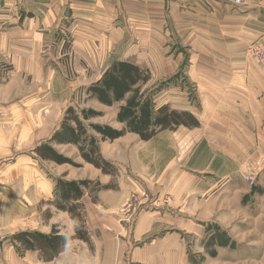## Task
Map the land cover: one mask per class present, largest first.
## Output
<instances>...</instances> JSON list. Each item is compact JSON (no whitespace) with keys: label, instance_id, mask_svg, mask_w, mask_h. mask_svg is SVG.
<instances>
[{"label":"crops","instance_id":"0c3cea01","mask_svg":"<svg viewBox=\"0 0 264 264\" xmlns=\"http://www.w3.org/2000/svg\"><path fill=\"white\" fill-rule=\"evenodd\" d=\"M251 44L264 50V0L242 6L222 0H0V183H21L20 197L32 203L46 199L52 182L38 173L33 150L55 131L60 76L67 89L88 88L114 62H127L149 73L145 86H169L152 101L154 111L187 112L199 125L159 131L148 141L132 133L100 141L102 158L119 172L120 191H104L96 204L83 196L87 241L75 240L83 247L76 264L256 260L259 242L245 245L241 217L248 214L245 195L264 194L245 189L246 175L255 185L264 182V70L246 56ZM67 70L76 72L74 81ZM183 85L196 88V100L177 89ZM91 101L115 109L116 119L119 103ZM22 145L30 153L13 154ZM77 159L92 171L85 179L111 180L79 153ZM134 190L147 191L157 206L120 224L115 202ZM212 230L224 234L226 244L207 252L202 241L214 238Z\"/></svg>","mask_w":264,"mask_h":264},{"label":"rangeland","instance_id":"374dc122","mask_svg":"<svg viewBox=\"0 0 264 264\" xmlns=\"http://www.w3.org/2000/svg\"><path fill=\"white\" fill-rule=\"evenodd\" d=\"M67 61L69 62V59L67 57ZM64 66V65H63ZM65 75L67 78L72 79V81L77 78V74L73 70H67L65 72ZM60 80V86L58 88H55V97L59 100V108L54 111L53 117H52V126L53 129L56 131L59 127V125L62 122V118L64 116V112L68 107H73L76 110H82V109H92L96 112H99L101 116L95 117L94 119H91L89 122L91 124H97V125H107L111 126L115 129L121 130L123 127H119V125L115 124L116 119L112 117V113H114L115 109H104L99 107L98 105L94 104L91 101V98L86 93V87H69L67 89L65 79L61 75ZM177 82H181V76L177 77ZM177 84V83H176ZM141 85V92L144 93L145 97L150 98L152 101H157L160 97H162V92L164 88L168 90V87L166 84L163 85H153L147 86ZM167 86V87H166ZM181 87V88H180ZM177 89L183 90L185 88L186 93L189 95L190 98L196 100V88L193 86H180ZM169 94V93H167ZM171 94V93H170ZM122 104L118 105L119 107ZM67 106V107H66ZM118 107V110H119ZM55 108V107H54ZM117 108V107H116ZM117 116V115H116ZM54 131V132H55ZM90 134H94L93 132H90ZM100 143V142H99ZM24 145L19 150H14L13 154H20L23 156L27 155L28 152H24ZM56 150V149H55ZM57 151V150H56ZM60 151V152H59ZM57 151L60 155L64 156L66 159H69L72 164H63L58 165L52 162H46L42 161L40 159V162L37 163V171L40 173V176L43 177V179H46L48 183L52 182V193L49 195L46 199H41L38 203H32L31 198H27L24 200L22 196V185L19 182H5L0 183L2 185L1 191L4 194V213L0 215V264H76L79 259L77 256L82 254V245L76 244L75 240H77L74 236L75 234V226L76 223L70 219L69 215L67 213L61 212L56 210V208L53 205V202L55 200L54 196V187H55V180L56 179H62L65 181H74L71 179H68L67 176H78V177H84V179L76 180H88L85 179L91 174V170L84 169L82 167L81 161L77 159L78 157V149L77 148H67V149H60ZM7 159V158H6ZM7 163V162H6ZM113 166V165H112ZM119 172L117 171V168L113 166V170L110 174H104L111 176V180L106 184L101 182L99 179H92L88 180L92 183L90 185V191L87 192V196L91 199L92 203H99L102 200L99 199V194L103 193L104 191H108L109 189L113 191H120L118 189V186L120 185V180L117 178ZM249 176L246 175L245 179V189H250L247 183V178ZM253 177V176H252ZM67 178V179H66ZM47 183V186H44L43 189L45 191L49 190V184ZM107 187L105 189L99 190V188ZM252 189L257 191H264V182L261 181L255 187H252ZM131 196H137L141 201L148 196L149 200L152 202V206H157L156 198H154L152 195H150L147 191H141V190H134L129 191L126 198L121 202L120 205H118L115 202V206L117 207V215H118V221L120 224H130L134 221L137 214H139L142 210H147L144 208H140L133 214H126L123 211V207L125 203L131 198ZM252 194H246L245 195V201L244 206L248 205V214H244V216H241L245 222V226L242 228V231L245 233V245L249 244L250 242H256L259 245H257V250L255 253L257 255L259 254V258L256 260H252L253 257L250 255H246V260L244 264H264V194H260L257 196V198L251 199ZM164 200V205L167 203V196L162 197ZM29 199V200H28ZM82 200V199H81ZM113 200H109V202H112ZM119 201V200H118ZM121 201V200H120ZM81 202V201H80ZM11 203V204H10ZM83 205V211H84V222L82 223V227L80 228V231L87 234L85 229L86 226V208L84 204ZM151 206V207H152ZM149 207V208H151ZM148 208V209H149ZM256 227H255V226ZM81 227V226H79ZM34 230H33V229ZM36 228V230H35ZM216 228V227H215ZM55 230V232H58L59 235L62 236H69L72 237L71 240L67 242V245L65 247V250L59 254L53 261L51 262H43L39 259V255L37 252H18L16 250L15 245L11 242L12 236L19 232H39L41 234H50L52 230ZM214 229V228H213ZM216 230V229H215ZM215 230H212L214 233L213 239H205L202 241V244L205 245L207 252H214L216 243H219L223 240L224 237H221V232H217ZM87 237V236H86ZM216 255H214L215 257ZM197 264H200L199 260Z\"/></svg>","mask_w":264,"mask_h":264},{"label":"trees","instance_id":"16d2710c","mask_svg":"<svg viewBox=\"0 0 264 264\" xmlns=\"http://www.w3.org/2000/svg\"><path fill=\"white\" fill-rule=\"evenodd\" d=\"M149 80V73L140 70L127 62H114L93 85L86 88L87 95L104 106L122 104L116 116V122L124 125L121 130L107 125L91 124L89 121L101 116L92 109L76 110L68 107L58 129L49 141L36 147L33 151L42 160L58 165L72 164L69 159L60 155L50 144L74 145L81 159L101 170L103 174H110L113 166L105 161L99 150V142L114 141L126 133L136 134L140 140L148 141L159 131L174 127H197L195 118L187 112H177L168 107L153 110L150 98L141 92V85ZM93 132L94 134H90ZM92 183L88 180L65 181L55 180L53 202L56 210L67 213L75 223V238L87 241V237L80 231L84 222V211L81 199L90 191ZM107 187H100L99 190ZM81 226V227H79ZM224 237L218 244L225 245ZM72 237L59 235L53 229L50 234L39 232H19L12 236L11 242L19 252H37L43 262L53 261L61 254Z\"/></svg>","mask_w":264,"mask_h":264},{"label":"built area","instance_id":"2783aa9c","mask_svg":"<svg viewBox=\"0 0 264 264\" xmlns=\"http://www.w3.org/2000/svg\"><path fill=\"white\" fill-rule=\"evenodd\" d=\"M166 1L167 2H180L183 0H166ZM222 1L230 3L234 6L246 5L248 2V0H222ZM245 53L248 58L255 60L264 70V50L260 46L256 44H251L246 48ZM247 183H248V186L254 187L255 185L254 178L252 176H249L247 178ZM148 198L149 197L146 196L141 201L139 198H137V196H131V198L125 203L123 207V211L126 214H130V213L133 214L140 208L148 209L149 207L153 205L151 202L152 199L149 200Z\"/></svg>","mask_w":264,"mask_h":264}]
</instances>
